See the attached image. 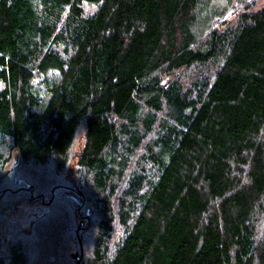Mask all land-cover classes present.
<instances>
[{"label": "trees", "instance_id": "trees-1", "mask_svg": "<svg viewBox=\"0 0 264 264\" xmlns=\"http://www.w3.org/2000/svg\"><path fill=\"white\" fill-rule=\"evenodd\" d=\"M219 1L0 0V203H48L0 264H264V3Z\"/></svg>", "mask_w": 264, "mask_h": 264}, {"label": "rangeland", "instance_id": "rangeland-1", "mask_svg": "<svg viewBox=\"0 0 264 264\" xmlns=\"http://www.w3.org/2000/svg\"><path fill=\"white\" fill-rule=\"evenodd\" d=\"M251 1H253L254 2L253 4H255V5L264 3V0H251ZM223 2H224L223 0L219 1L217 3V5L223 7L225 5ZM236 4L237 3L234 2L230 6H233ZM238 4L236 6H238ZM84 7H85L86 13L91 14L98 8V4L96 2H88V3H85ZM221 8H220V11H221ZM239 9H240V7L238 8V10ZM1 87H2V82L0 81V88ZM11 141L12 140L9 136H6L4 139H2L0 137V161L2 164H4L3 172H6V171L11 172V168L15 167V164L17 165V163H18L17 154L11 148ZM81 141L82 140L79 139L75 143L73 150L79 146V143ZM53 166L54 165L52 163H49L48 165H33V168H30V169L34 173V175L37 177L35 180L43 179V176H44V180L47 183L48 181L46 179H50V177H48V176L51 175V172L49 173V175H47V173L49 172V170H52ZM16 175H18V174H17V171L15 170L14 176H16ZM70 176H71V178L73 177L74 179H76L78 181V178L76 176H73L71 171H70ZM31 187L33 188V186H31ZM28 188H30V186H28ZM81 193L82 192H80V194ZM42 201L43 200L40 198L31 199L29 197V194H28V197L26 196L25 200L20 201V203H17L10 210L5 204L0 203V205L2 207V211H3L2 217H4L5 221H12V222L19 223L23 229H28L31 226L32 220L37 215L42 214L43 212H45L48 209V203H46V202L44 203ZM81 202H82L81 199L80 200L78 199V203H77L78 208H80ZM77 223L78 222H76V224ZM81 226H82V220L80 221V224H77V229H79ZM79 252L77 251V249L74 246L72 247L71 254L74 257H75V255H78L79 257L82 258V250L80 249Z\"/></svg>", "mask_w": 264, "mask_h": 264}, {"label": "water", "instance_id": "water-1", "mask_svg": "<svg viewBox=\"0 0 264 264\" xmlns=\"http://www.w3.org/2000/svg\"><path fill=\"white\" fill-rule=\"evenodd\" d=\"M237 9H238V6H236V5L230 6L221 17L217 18L214 21V24H219L222 21L226 20L232 14H234L237 11ZM86 211H87L86 216L89 217L90 208L87 207ZM75 258H77V264H80L81 257H79L78 255H75Z\"/></svg>", "mask_w": 264, "mask_h": 264}, {"label": "flooded vegetation", "instance_id": "flooded-vegetation-1", "mask_svg": "<svg viewBox=\"0 0 264 264\" xmlns=\"http://www.w3.org/2000/svg\"><path fill=\"white\" fill-rule=\"evenodd\" d=\"M43 202V201H42Z\"/></svg>", "mask_w": 264, "mask_h": 264}]
</instances>
